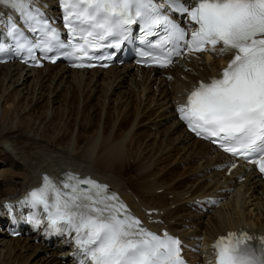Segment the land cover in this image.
I'll use <instances>...</instances> for the list:
<instances>
[{
	"label": "bare ground",
	"instance_id": "obj_1",
	"mask_svg": "<svg viewBox=\"0 0 264 264\" xmlns=\"http://www.w3.org/2000/svg\"><path fill=\"white\" fill-rule=\"evenodd\" d=\"M35 4L53 6V0ZM231 58L230 50L219 49L163 71H135L132 65L72 71L60 64L30 71L18 64L1 65L0 264H72L70 239L50 246L36 243L35 236L14 239L1 230L7 209L29 198L44 176L59 184L70 172L90 174L110 186L142 221L147 210H160L163 215L157 218L184 240L192 264H211L207 242L227 231L249 229L264 235V182L259 175L239 168L227 176L233 160L195 140L179 120L178 106L186 92L219 74ZM61 92L91 93L97 101L85 105L88 116L102 112L105 105L112 122L109 131L103 124L99 127V114L95 134L81 130L96 126L88 118L64 140L69 118L60 106ZM37 108H45L39 117ZM52 116H63L65 126L52 122ZM128 117L134 119L130 129ZM129 167L131 178L124 175ZM214 200L219 206L211 204ZM153 229L160 232V224Z\"/></svg>",
	"mask_w": 264,
	"mask_h": 264
},
{
	"label": "snow or ice",
	"instance_id": "obj_2",
	"mask_svg": "<svg viewBox=\"0 0 264 264\" xmlns=\"http://www.w3.org/2000/svg\"><path fill=\"white\" fill-rule=\"evenodd\" d=\"M60 2L70 33L68 44L34 6L35 0H0V6L18 12L24 23L40 34L34 44L25 38L20 48L27 47L29 53L42 48L45 54L68 48L66 55L71 58L92 59L96 49L118 47L130 26L141 22L146 35L158 27L164 33L156 45L163 53L153 57L162 67L185 49L203 52L211 46L216 51L217 45H222L220 51L234 50L220 77L201 81L178 111L197 136L219 143L233 155L246 160L251 157L249 162L264 173V0H195V6H190L191 0ZM169 12L186 14L189 27L175 22ZM191 23L197 26L194 30ZM10 28V35L23 36L15 23L10 22ZM73 66L93 65L81 62ZM30 203L43 206L55 231L75 232L85 257L81 264H185L178 239L142 227L119 197L95 180L68 173L57 184L44 176L43 186L30 193ZM253 240L257 243H249ZM214 248L218 264H264V237L230 232L220 237Z\"/></svg>",
	"mask_w": 264,
	"mask_h": 264
},
{
	"label": "rangeland",
	"instance_id": "obj_3",
	"mask_svg": "<svg viewBox=\"0 0 264 264\" xmlns=\"http://www.w3.org/2000/svg\"><path fill=\"white\" fill-rule=\"evenodd\" d=\"M170 78L169 79H167V82L169 83L170 82ZM68 90V89H67ZM170 91H171V88H170ZM68 92V91H67ZM67 92H61L60 93V106H63V108H65L66 109V111H67V114H68V118H69V122L68 123H66V119L63 117V116H60V117H57V116H52V122H54L56 125H58V124H60V125H62V124H64V123H66V126H67V133L65 134V137H62L64 140L65 139H68V137H70V134L73 132V130L75 129V128H77L78 126H81L86 120H91L92 119V121L93 122H95L96 123V126H94L92 129L91 128H82L81 127V130H82V132H84L85 133V135H87V136H92L93 134H95V132H97V121H98V117L99 118H101V126H99L101 129L103 128V125H105L106 126V128H105V132H108L109 131V129H110V124L112 123L111 122V119L110 118H107V115L105 114L106 113V111H107V109H105V107L103 106V108L101 109V111L102 112H99V113H97V111L95 112V113H93V112H91V114L93 115L91 118L88 116V112L89 111H87L86 110V106L85 105H90L91 103H92V100L93 99H91V93L89 94L90 95V97H89V95H87L86 94V96L85 95H77L76 93H68L67 94ZM73 95V96H72ZM83 96V97H82ZM68 97V98H67ZM89 98V99H88ZM81 99V100H80ZM86 99H87V101H86ZM97 101V99H94L93 100V102H95L96 103V101ZM65 101V102H64ZM85 101H86V103H85ZM91 101V102H90ZM4 102V97L2 98V100H1V103H3ZM63 103V104H62ZM105 104H106V102H105ZM34 106H35V103L33 104ZM68 109V110H67ZM37 111H38V114H36V117H39V116H41L42 115V113H44V111H45V108H37ZM36 111V112H37ZM69 111V112H68ZM87 113V114H86ZM102 113V114H101ZM49 115H51V112H49L48 113ZM100 114V115H99ZM38 115V116H37ZM72 115V116H71ZM95 116V117H94ZM77 118V119H76ZM89 118V119H88ZM129 119V117L128 118H126V121ZM126 121H123V122H126ZM123 122H122V124H123ZM77 124H78V126H77ZM103 124V125H102ZM134 124V119H129L128 121H127V127L129 126V128L128 129H130V127L132 126ZM70 125V126H69ZM64 126H65V124H64ZM76 126V127H75ZM145 129H143V130H141V132H143ZM80 132V130L78 129V133ZM76 135H77V133H76ZM158 135V134H157ZM143 137V136H142ZM141 137V138H142ZM145 137V136H144ZM145 142V144H147L148 143V138L147 137H145V140H144ZM153 142V141H152ZM150 143V142H149ZM50 146V145H49ZM182 152V151H181ZM180 153V152H179ZM213 153V152H212ZM180 155V154H179ZM213 157H215V156H213ZM201 165V162H199L198 163V165L196 166V167H199ZM152 166V165H151ZM196 167H194V170H196ZM153 169V168H152ZM128 171L127 172H125L124 173V175H128V178H131V177H133V175H131L130 173H133L134 174V172L132 171V169H131V167H129L128 169H127ZM139 176V175H138ZM190 185H192V184H190ZM189 186V185H188ZM178 191H180V189H176V192H178ZM171 197V196H170ZM169 197V199H171ZM170 205H173V203L172 202H170L169 203ZM222 206V205H221ZM177 219H180V217H177ZM194 227H196V226H194ZM199 229H201V228H199Z\"/></svg>",
	"mask_w": 264,
	"mask_h": 264
}]
</instances>
